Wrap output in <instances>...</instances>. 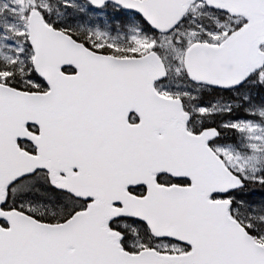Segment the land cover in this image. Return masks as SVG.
<instances>
[{
    "label": "snow or ice",
    "instance_id": "1",
    "mask_svg": "<svg viewBox=\"0 0 264 264\" xmlns=\"http://www.w3.org/2000/svg\"><path fill=\"white\" fill-rule=\"evenodd\" d=\"M0 264H264V0H0Z\"/></svg>",
    "mask_w": 264,
    "mask_h": 264
}]
</instances>
